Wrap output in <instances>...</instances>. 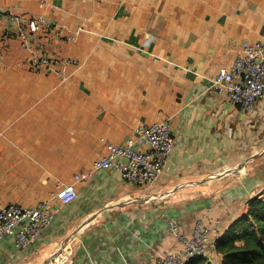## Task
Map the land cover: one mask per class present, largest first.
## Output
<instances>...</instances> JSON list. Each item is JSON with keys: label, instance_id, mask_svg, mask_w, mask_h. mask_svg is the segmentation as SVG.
<instances>
[{"label": "crops", "instance_id": "0c3cea01", "mask_svg": "<svg viewBox=\"0 0 264 264\" xmlns=\"http://www.w3.org/2000/svg\"><path fill=\"white\" fill-rule=\"evenodd\" d=\"M0 11L53 22L48 55L76 62L56 63L63 80L28 69L29 53L11 45L0 71L2 205L48 199L108 144L133 139L138 125L169 121L174 137L156 184L136 187L113 170L95 173L76 184L73 203L51 204L55 219L34 246L17 250L12 237L0 240V264L33 255L30 264L44 263L49 256L40 253L67 238L64 264H156L182 247L169 219L183 235L198 221L215 228L207 259L219 264L215 239L264 192V97L243 111L211 84L244 41L264 42V0H0ZM247 154L256 159L244 173L211 180L220 184L210 197H196L200 187L190 191L187 183Z\"/></svg>", "mask_w": 264, "mask_h": 264}, {"label": "built area", "instance_id": "2783aa9c", "mask_svg": "<svg viewBox=\"0 0 264 264\" xmlns=\"http://www.w3.org/2000/svg\"><path fill=\"white\" fill-rule=\"evenodd\" d=\"M56 25L44 17L16 15L0 11V71L7 69L4 61L13 43L29 53L26 67L31 71L57 72L56 63L75 64L74 60L58 61L48 55L46 43ZM73 40V38H69ZM211 88L222 91L227 99L243 111H252L264 97V42L242 43L241 52L231 67L220 68ZM134 138L121 145L108 144L107 153L93 161L90 168L74 176L71 183H57L48 199L32 207L0 203V240L12 237L17 250L34 246L45 229L54 221L56 212L51 204L73 203L78 196L76 184L92 179L99 171L113 170L126 183L152 186L160 179L172 150L174 137L169 121L147 126L138 125ZM139 145L137 148L136 146ZM167 221V229L181 243V249L160 257L156 264H188L197 257H207L215 228L198 221L189 235H183L176 223ZM125 264H131L125 262Z\"/></svg>", "mask_w": 264, "mask_h": 264}, {"label": "trees", "instance_id": "16d2710c", "mask_svg": "<svg viewBox=\"0 0 264 264\" xmlns=\"http://www.w3.org/2000/svg\"><path fill=\"white\" fill-rule=\"evenodd\" d=\"M214 251L219 264H264V192L247 201V208L226 232L215 239ZM188 264H211L197 257Z\"/></svg>", "mask_w": 264, "mask_h": 264}, {"label": "rangeland", "instance_id": "374dc122", "mask_svg": "<svg viewBox=\"0 0 264 264\" xmlns=\"http://www.w3.org/2000/svg\"><path fill=\"white\" fill-rule=\"evenodd\" d=\"M254 159H256V156H252L251 154H247L243 158L241 157L240 158V161L241 162H239L237 159H234L227 166H225L222 170L219 169V170H217L214 173H210V174L206 175L205 177H201L199 179H196L194 181H191V182L187 183V185L188 184L195 185V186H199L201 188V191H203V192L202 193L201 192L200 193H194L196 197H210L212 194H214V191H215L214 189H218V188H215V186H217V185L220 184L218 182L211 183L212 178H215L217 174H220L224 170H227V171L228 170H232L235 166H238V165L239 166L240 165H245L246 166L247 163H249L251 160H254ZM210 191H212V192H210ZM171 194H172V191L171 192L170 191H167V192L163 193L162 195H160L158 198L163 199V198L168 197ZM78 230H79V227H78V229L74 230V233L75 232L77 233ZM34 256L35 255H33L31 257V259H29V260H25V262H23V264H30L31 261H32V259H34Z\"/></svg>", "mask_w": 264, "mask_h": 264}, {"label": "bare ground", "instance_id": "6f19581e", "mask_svg": "<svg viewBox=\"0 0 264 264\" xmlns=\"http://www.w3.org/2000/svg\"><path fill=\"white\" fill-rule=\"evenodd\" d=\"M246 170V166L245 165H240L238 167H235L233 168L232 170H224L223 172H221L220 174H217L215 178H212V180H219V179H225L229 176H235L237 174H242L244 173V171ZM195 184V183H194ZM190 185V184H188ZM195 186V185H194ZM195 190H200L199 186H195V188H192L190 191H195ZM72 238L75 236L74 233H72ZM69 240H67L65 243L61 244L59 247H57L55 249V251H58L57 254H54L56 253L55 251H53L51 254H50V248H46L44 249L38 258H45L46 256H49L47 257V259H50L51 257V261L48 262L47 264H64L65 260L67 259L68 257V254H69V243H68ZM68 243V244H67ZM67 244V245H66ZM66 245V246H65ZM64 247V248H63ZM63 248L60 252L59 250ZM50 254V255H49ZM46 259V260H47ZM42 263V262H41ZM40 263V264H41ZM43 264V263H42Z\"/></svg>", "mask_w": 264, "mask_h": 264}, {"label": "water", "instance_id": "95a60500", "mask_svg": "<svg viewBox=\"0 0 264 264\" xmlns=\"http://www.w3.org/2000/svg\"><path fill=\"white\" fill-rule=\"evenodd\" d=\"M80 229V228H79ZM74 234H76V232L74 233ZM66 240H70L69 238H67ZM56 253H54V254H57L58 253V251H55ZM52 258V257H51ZM47 259L43 264H47L48 262H50L52 259Z\"/></svg>", "mask_w": 264, "mask_h": 264}]
</instances>
